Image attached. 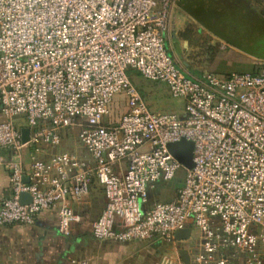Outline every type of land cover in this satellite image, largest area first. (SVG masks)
I'll list each match as a JSON object with an SVG mask.
<instances>
[{
  "label": "built area",
  "instance_id": "obj_1",
  "mask_svg": "<svg viewBox=\"0 0 264 264\" xmlns=\"http://www.w3.org/2000/svg\"><path fill=\"white\" fill-rule=\"evenodd\" d=\"M171 10L170 0H0V164L12 188L1 227L35 225L55 209L69 236L83 221L74 202L95 179L106 202L94 238L170 245L158 264H187L182 249L189 264H264V64L187 76L167 45ZM131 70L166 84L184 111L153 110ZM117 95L128 108L109 121ZM71 127L89 156L43 158L41 145L60 146ZM182 139L194 142L192 169L169 149ZM181 169L176 197L151 203ZM186 228L191 236L177 240Z\"/></svg>",
  "mask_w": 264,
  "mask_h": 264
},
{
  "label": "crops",
  "instance_id": "obj_2",
  "mask_svg": "<svg viewBox=\"0 0 264 264\" xmlns=\"http://www.w3.org/2000/svg\"><path fill=\"white\" fill-rule=\"evenodd\" d=\"M171 11L170 27L166 34L167 45L170 52L171 43H177V37L180 32L186 31L190 24L196 22L195 18L182 8L180 10L172 9ZM185 44L188 45L187 47H190L188 41H185ZM227 45L228 47L226 49L229 52L227 63L229 66H232L234 63L256 65L258 64L257 62H264V57H258L229 43ZM171 54L174 56L179 68L187 76L200 78L205 73H208L207 70H202L192 65L189 60L185 64L190 65L191 69L185 67L176 59L175 54L172 52ZM257 66L256 70L259 67ZM244 69L239 71L225 69L217 74L229 75L234 72H245L246 70ZM41 146V156L45 159L50 158L53 153L58 151L59 147H52L45 143ZM33 152L34 146L31 145L23 150L21 159L26 166L29 165L30 156ZM1 153L5 157H9L12 154L11 151L7 149L2 150ZM77 153L81 155V153ZM87 156H89V154H87ZM97 185L96 180L93 179L89 194L81 200L74 202L75 209L84 213V220L85 215L88 216L89 213L93 211L94 205L97 204L96 202H98V193L95 188ZM11 192L10 172L5 164H0V204L3 199L11 195ZM105 202L103 193V197L101 198V205L103 208ZM85 234H89V239L98 242L101 246H107L112 242L121 243L113 239L98 240L94 238L92 235V223L89 233ZM87 235H79L73 239L70 236L61 234L58 229L57 210L55 209L42 213L37 223L32 226L21 224L6 227L0 226V264H143L146 262L145 256L147 255L151 256V261L148 264H157L159 260V256H157L154 249L143 247L141 244L137 243L126 245L123 248L116 246L114 248L99 251H97L96 248L87 249L84 258L72 259L70 261L68 256L70 255L69 253L73 244H75V242L78 244L80 241L85 240L88 237ZM148 243L157 244L159 242Z\"/></svg>",
  "mask_w": 264,
  "mask_h": 264
},
{
  "label": "rangeland",
  "instance_id": "obj_3",
  "mask_svg": "<svg viewBox=\"0 0 264 264\" xmlns=\"http://www.w3.org/2000/svg\"><path fill=\"white\" fill-rule=\"evenodd\" d=\"M179 1L180 0H170L171 8L175 10H180L181 7L179 5ZM250 2L256 9L264 13V0H251ZM195 21L196 22H194V24H190L188 26L186 31L180 32L177 37V43H171V52L175 54L176 59H178L180 63L183 64L185 67L191 69L190 65L185 64L189 60L192 65L197 66L202 70L218 73L225 69L239 71L245 68L244 70L246 71H254L256 70L257 65L260 66L264 64V62H257L258 64L256 65H244L242 63H234L232 64V66H229L227 63V57H229V52L226 49L228 47V43L223 38H221L211 30H209L202 23H200L196 18ZM185 41H188L190 47H187L188 45L185 44ZM257 50L261 54H264V47H258ZM130 76L134 84L143 93L153 110L157 112H175L179 114L184 111L185 100L181 97H174L173 95H171L166 84L162 82L148 80L136 70H131ZM127 108V103L126 100H124L123 96H115L114 102L111 104L110 107V115L108 120L115 121L119 119L122 114L127 111ZM18 123L24 124V121L20 120L18 121ZM79 132L80 130L78 127H71L65 129L63 131V141L58 147L57 152L73 151L79 152L81 153V155L87 156V149L79 141ZM184 177L185 170L181 169L179 170L178 175L174 180L160 185L163 188L151 191V203H154L156 201H168L174 199L182 185ZM95 188L98 193V202H96L97 204L94 205L93 211L90 212L88 216L85 215L84 220V213H81V211L76 210L79 214L83 216V221L75 224V226L73 227V230L69 235L73 239H75V237L79 235H87L85 233H89L91 223H93L99 217V213L101 214L103 210V207L101 205V198L103 197L102 190L98 185L95 186ZM87 236L88 237L85 240L80 241L78 244H76V242L75 244H73L72 249L69 253L70 255L68 256V259L70 261L72 259L84 258L87 249L96 248V250L99 251L114 248L116 246L123 248L126 245L137 243L141 244L143 247H149L151 249H154L155 253L157 254V256H159L160 260L161 257L165 253L170 251L171 248L170 245L164 243L153 244L144 241H134L130 243L112 242L109 243V245L107 246H101L98 242H94L93 240L89 239V234ZM191 243V241H187L182 245L189 246ZM145 260L146 262L143 264H148L151 261V256H145Z\"/></svg>",
  "mask_w": 264,
  "mask_h": 264
},
{
  "label": "trees",
  "instance_id": "obj_4",
  "mask_svg": "<svg viewBox=\"0 0 264 264\" xmlns=\"http://www.w3.org/2000/svg\"><path fill=\"white\" fill-rule=\"evenodd\" d=\"M250 1L180 0L179 5L227 43L264 57L257 50L264 47V13Z\"/></svg>",
  "mask_w": 264,
  "mask_h": 264
},
{
  "label": "water",
  "instance_id": "obj_5",
  "mask_svg": "<svg viewBox=\"0 0 264 264\" xmlns=\"http://www.w3.org/2000/svg\"><path fill=\"white\" fill-rule=\"evenodd\" d=\"M23 142L27 143L30 139V129L25 127L22 129ZM169 149L173 155L188 169H192L195 166L193 160L194 142L186 139H182L179 142L170 143ZM32 201V197L29 193L21 194V202L26 204ZM191 236V229L186 228L176 233L177 240H185ZM181 256L184 261L189 264V254L186 249L181 250Z\"/></svg>",
  "mask_w": 264,
  "mask_h": 264
}]
</instances>
